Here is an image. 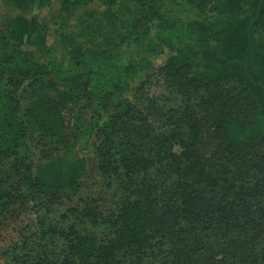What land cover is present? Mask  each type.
Instances as JSON below:
<instances>
[{"label":"trees","instance_id":"obj_1","mask_svg":"<svg viewBox=\"0 0 264 264\" xmlns=\"http://www.w3.org/2000/svg\"><path fill=\"white\" fill-rule=\"evenodd\" d=\"M48 1L62 19L94 0H10L30 8L0 27V212L22 201L42 211L7 263L264 264V0H183L211 12L188 38L171 37L178 25L155 18V0H137L147 15L117 61L115 23L101 42L61 33L63 57L51 56L37 16ZM141 40L167 53L154 68L170 95L160 104L143 98L145 57L131 53ZM31 129L65 152L83 132L92 167L86 156L34 166ZM85 175L112 192L109 214L61 209Z\"/></svg>","mask_w":264,"mask_h":264},{"label":"rangeland","instance_id":"obj_2","mask_svg":"<svg viewBox=\"0 0 264 264\" xmlns=\"http://www.w3.org/2000/svg\"><path fill=\"white\" fill-rule=\"evenodd\" d=\"M30 7L16 8L11 5L10 0H0V27L5 24L6 19L23 14ZM58 5L44 2L37 9L39 22L46 27L48 40L53 43L51 56L62 58L65 47L60 37L61 33L69 32L77 39L90 40L96 42L104 40V35H108L110 23H115L117 33L109 34L111 37L124 36L122 43L112 38L116 44L111 50L113 60H121L127 57L128 49L126 43L129 41L128 35L134 32L133 26L137 19L147 15V8L142 7L137 0H94L90 5L79 7L65 14L62 19L56 16ZM152 12L159 21H175L178 25L177 32H171L172 38L189 37L188 25L193 21H200L210 15V7L198 8L188 4L183 0H155ZM150 12V13H152ZM82 22H85L83 25ZM140 24L137 22L136 27ZM82 37H77L78 34ZM84 34L86 37H84ZM191 38L193 34L191 32ZM195 36V35H194ZM134 40V39H130ZM118 42V43H117ZM153 47L150 40H141L131 43V53L141 52L145 57L139 79L148 80L143 98L146 102L156 101L160 104L162 98L168 95L164 80L154 72V68L160 65L166 58L167 53L162 55L151 54L149 51ZM144 52V53H143ZM135 83H133V86ZM9 95L6 81L0 85V102H4ZM130 96V95H129ZM156 99V100H155ZM164 100V99H162ZM29 139L26 141V160L34 166H42L58 157L66 162H72L78 158L85 157L87 153V137L83 132L78 133L72 147L63 151L50 137L43 135L36 130H29ZM89 166L92 167L90 156H86ZM5 174L10 173L9 164L5 165ZM4 176V175H3ZM79 190L75 195L63 196L61 209L67 207L95 208L102 215L109 214L114 203L112 192L106 191L105 183L96 176H82L78 179ZM1 210V209H0ZM42 211L37 210L32 201H22L11 204L0 212V264H8L5 250L21 240L22 237L33 233L36 230V222Z\"/></svg>","mask_w":264,"mask_h":264}]
</instances>
